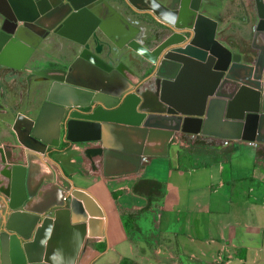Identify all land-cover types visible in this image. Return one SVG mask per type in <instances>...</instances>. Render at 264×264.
<instances>
[{"label":"crops","instance_id":"obj_1","mask_svg":"<svg viewBox=\"0 0 264 264\" xmlns=\"http://www.w3.org/2000/svg\"><path fill=\"white\" fill-rule=\"evenodd\" d=\"M18 2L15 8L12 0H0V56L11 37L1 33L5 21L6 29L14 26L33 48L27 59L30 64L23 65L26 71L55 66L72 71L77 80L90 78V71L74 69L75 63L82 62V46L53 31L66 10L45 11L54 0L33 7L29 0ZM243 2L255 25L242 22L239 0H195L199 30L218 28L215 41L240 53L243 63L254 64L258 50L251 47V34L256 30V12L251 0ZM89 8L101 18L102 36L115 51L129 49L132 43L156 54L174 38L121 0ZM200 44L198 38L179 51L189 58L178 81L181 100L188 102L176 105L182 112L202 113L199 134L176 133L165 156L143 158L134 174L104 176L101 157L86 153L87 148L99 146L96 142L80 143L77 159H61L71 153L73 144L70 148L60 144L61 151L49 155L61 168L48 162L57 179L68 178L77 188L73 216L86 223L85 241L74 264H264V143L255 140L253 122L226 117L228 98L215 95L219 86L209 81L207 68L198 66L204 63L195 52ZM129 52L125 73L134 84L151 64ZM25 55L20 46L7 48V57H1L0 90L9 114L34 119L44 99L30 93L28 84L26 88L23 69L21 75L17 73L15 65ZM135 59L144 62L142 69ZM168 99L175 98L168 94ZM1 118L0 135L4 136L8 120ZM150 181L158 183V194L149 188ZM149 190L153 192L145 209Z\"/></svg>","mask_w":264,"mask_h":264},{"label":"water","instance_id":"obj_2","mask_svg":"<svg viewBox=\"0 0 264 264\" xmlns=\"http://www.w3.org/2000/svg\"><path fill=\"white\" fill-rule=\"evenodd\" d=\"M18 1L12 0L15 8ZM40 1L43 0H29L31 7ZM121 1L132 11L151 17L162 29L171 30L170 37H174L165 41L169 44L156 54L155 50L151 53L139 45H128L130 51L140 54L153 67L148 73L145 70L134 84L125 73L128 48H111L106 55L110 61L99 57V48L92 49L97 33L102 35L103 30L101 18L89 5L107 0H54L53 6L45 10H66L53 31L82 46V62L75 63L74 69L80 66L91 76L77 80L69 70L39 72L48 75L52 82L37 116L28 119L17 114L13 123L17 145L14 148L24 151V161L20 155H13L12 146L0 145V174L4 176L0 184L6 188H0V264L76 261L86 236V223L73 216L77 188L68 178L57 179L49 165L56 166L49 152L61 142L99 143L87 148L86 153L101 157L104 176H119L137 173L145 157L165 156L176 133L201 132L202 113H186L176 107L188 102L181 100L178 81L189 58L179 51L198 38L202 50L195 52L204 62L198 66L207 68L209 81L219 86L215 95L228 98L226 117L253 122L255 140L264 143V0H255L257 24L252 47L258 53L254 64L243 63L241 56L215 41V28L213 32L207 28L201 33L195 0ZM19 32L14 26L6 29L5 21L2 23L1 33L11 37L0 60L10 45L20 46L26 55L15 66L23 69L33 48ZM136 63L139 68L144 67L140 59ZM168 94L175 99H168ZM240 104L242 108L234 113ZM25 139L40 143L44 150L33 149Z\"/></svg>","mask_w":264,"mask_h":264},{"label":"flooded vegetation","instance_id":"obj_3","mask_svg":"<svg viewBox=\"0 0 264 264\" xmlns=\"http://www.w3.org/2000/svg\"><path fill=\"white\" fill-rule=\"evenodd\" d=\"M240 1V4L242 6V9H243V19H242V22L243 23H253L255 25V18L254 16H252L248 9L246 8L243 0H239ZM251 3L253 5V11L256 12V4H255V0H251ZM254 12V13H255ZM198 13V12H197ZM256 14V13H255ZM144 15V14H143ZM148 16V15H146ZM149 17V16H148ZM149 19L152 21V23L155 24L156 27H160L161 25H159L157 22H155L151 17H149ZM256 24H257V20H256ZM219 24L217 23V26ZM170 34L172 33L171 30L169 29H166ZM219 29L217 28L215 30V33L217 35ZM254 34H255V31L252 32L251 34V47H252V43H253V39H254ZM186 39L189 38V34H186L185 35ZM96 44H93L92 46V49H97L99 48L100 50V55L99 57L101 59H103L104 61H108L105 56L108 54V52L111 50V46L109 45V42H107L103 36L101 34H98L97 33V36H96ZM232 53L236 54V55H239V56H242L240 53H238L237 51H234L232 49H230L229 47H227ZM104 54V55H102ZM1 60H0V64H1ZM26 65H29L30 64V61H26L25 62ZM63 68V67H62ZM60 67L56 68L55 66L52 67V68H48V67H39L37 69H35L34 71H26L24 68L22 71H25V72H21L22 73V78H23V82L25 83L26 85V88H27V84H28V88L30 90V93H34V96L37 98V97H43V99H45L46 97V93H47V90L52 82V79H50L48 77V75H45V74H40L39 72H42V71H45V70H67V69H62ZM67 68V67H66ZM152 66L149 67V69L147 70V73L150 72L152 70ZM2 96H3V90L1 89L0 90V117L2 116L3 117H6L7 116V123H6V127H4L2 129L3 131V135L4 136H1L0 135V145L3 146V145H7V146H12L13 148V155H20L21 159H22V162L24 161V151H17L16 148H14L16 143H15V134H14V130H13V123H14V120H15V117L16 115L18 114H14V115H11L9 114V108H8V104H5V102H2ZM41 107V105H40ZM1 118V119H2ZM1 130V129H0ZM3 138H6V140H4ZM2 143V144H1ZM3 143H6V144H3ZM60 144H64V147L63 148H67L71 146L70 143L68 142H61ZM60 146V145H59ZM61 151V149L58 147L56 148L55 150L51 151V153L49 152V155L52 154V153H56L58 151ZM56 167L57 168H60L58 166V163H56ZM61 169V168H60Z\"/></svg>","mask_w":264,"mask_h":264},{"label":"rangeland","instance_id":"obj_4","mask_svg":"<svg viewBox=\"0 0 264 264\" xmlns=\"http://www.w3.org/2000/svg\"><path fill=\"white\" fill-rule=\"evenodd\" d=\"M18 71L19 72H17L18 74L21 72V70L20 69H18ZM20 75H21V73H20ZM18 78H20V77H18ZM71 144H73V146H71V148H72V150L70 151L71 153L70 154H68V155H66V156H61V159L62 160H68V158L70 159V158H73V159H77L78 157H77V154L81 151V148H82V146H81V144L80 143H71ZM196 145H198V144H196ZM205 144H203V145H201V146H204ZM64 147V146H63ZM197 149V148H196ZM199 149V148H198ZM93 157V156H92ZM197 163H199V160H197ZM74 165H76L75 163H74ZM0 180H4V176L3 175H1L0 174Z\"/></svg>","mask_w":264,"mask_h":264},{"label":"bare ground","instance_id":"obj_5","mask_svg":"<svg viewBox=\"0 0 264 264\" xmlns=\"http://www.w3.org/2000/svg\"><path fill=\"white\" fill-rule=\"evenodd\" d=\"M116 80H118V81H120V79L117 77V79ZM94 84H97V85H99L98 83H94ZM119 85H121V82H119ZM25 141V143H27L30 147H32L33 149H36L37 151H39V152H41L42 150H44V147H43V145H41L40 143H38V142H36V141H33V140H28V139H25L24 140ZM3 167L0 165V172H3V169H2ZM0 188H2L3 190H6V188L2 185V184H0ZM84 199L86 200V202L87 203H89V198H86L85 196H84Z\"/></svg>","mask_w":264,"mask_h":264},{"label":"trees","instance_id":"obj_6","mask_svg":"<svg viewBox=\"0 0 264 264\" xmlns=\"http://www.w3.org/2000/svg\"><path fill=\"white\" fill-rule=\"evenodd\" d=\"M150 183V186L149 188H152L154 189V192H156V194H158L159 191L158 190V183L157 182H154V181H150L148 182ZM133 191L136 192V187L133 186ZM153 191H150L147 193V198H148V202H147V205L145 206V209L148 208L149 204H150V198H151V194H152Z\"/></svg>","mask_w":264,"mask_h":264}]
</instances>
